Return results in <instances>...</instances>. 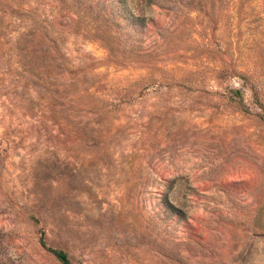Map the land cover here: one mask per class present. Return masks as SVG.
Wrapping results in <instances>:
<instances>
[{"label": "rangeland", "instance_id": "rangeland-1", "mask_svg": "<svg viewBox=\"0 0 264 264\" xmlns=\"http://www.w3.org/2000/svg\"><path fill=\"white\" fill-rule=\"evenodd\" d=\"M264 264V0H0V264Z\"/></svg>", "mask_w": 264, "mask_h": 264}, {"label": "trees", "instance_id": "trees-1", "mask_svg": "<svg viewBox=\"0 0 264 264\" xmlns=\"http://www.w3.org/2000/svg\"><path fill=\"white\" fill-rule=\"evenodd\" d=\"M41 243L56 256L61 264H74L67 251L47 246L44 238L41 239Z\"/></svg>", "mask_w": 264, "mask_h": 264}]
</instances>
